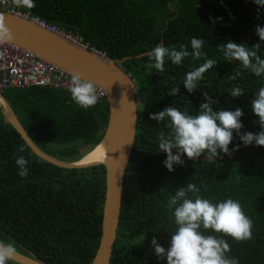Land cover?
<instances>
[{
	"label": "trees",
	"instance_id": "16d2710c",
	"mask_svg": "<svg viewBox=\"0 0 264 264\" xmlns=\"http://www.w3.org/2000/svg\"><path fill=\"white\" fill-rule=\"evenodd\" d=\"M35 7H17L32 19L38 16L50 24L78 35L90 49L117 62L136 82L138 123L130 162L125 172L121 215L110 264H165L151 241L166 250L171 245L174 209L168 198L179 187L194 183L200 195L213 203L238 201L252 222V239L236 241L230 236L203 230L205 235L223 238L230 245L229 257L239 264H264V146H245L236 132L230 143L231 156L219 152L215 159L201 154L196 160L181 154L183 165L169 171L166 153L159 150V133L167 134V121L157 123L150 113L166 106L198 114L207 92L215 101L213 110L242 109L241 132L262 129L251 100L264 87V74L257 77L239 61H225L218 45L229 40L261 45L256 33L264 27V6L254 0H34ZM215 21V22H213ZM202 38L206 57H186L180 65L165 59L164 72L149 68L144 53L159 43L191 52V39ZM205 59L217 64L203 74L197 89L184 87L186 74ZM238 74V75H237ZM235 77V79H233ZM174 87L178 95H170ZM240 87L245 94L232 97ZM34 142L52 156L74 160L81 149L96 146L109 121L105 99L83 109L66 90L32 87L3 93ZM23 147L24 152L19 149ZM251 148L242 154L244 149ZM175 149L173 152L175 153ZM28 160L29 173L18 174L16 159ZM201 158H205L202 160ZM106 168L65 169L40 159L0 111V241L20 245L36 253L47 264H91L102 236L106 194ZM191 197V193H189ZM8 264H16L9 261Z\"/></svg>",
	"mask_w": 264,
	"mask_h": 264
},
{
	"label": "clouds",
	"instance_id": "9594fccd",
	"mask_svg": "<svg viewBox=\"0 0 264 264\" xmlns=\"http://www.w3.org/2000/svg\"><path fill=\"white\" fill-rule=\"evenodd\" d=\"M254 2L264 6V0H254ZM13 3L17 7H35L34 0H13ZM256 33L260 40L264 41V27L257 25ZM11 39L12 32L6 26L5 17L0 15V42ZM190 43L191 52L183 45L180 50H176L165 47L162 42L157 44L154 49L144 53L150 61L149 68L162 73L166 58L180 65L189 56L193 60L206 57V53L202 51L204 44L202 38L193 37ZM252 46L248 48L245 43L232 40L218 45L225 61H239L245 69H250L259 77L264 74V58L258 54L261 45L257 43ZM216 64L215 59H205L200 66L189 71L183 82L187 91L194 92L203 79V74ZM68 91L73 101L83 109L95 106L99 100L95 82L83 78L78 72L71 75ZM179 93L180 88L174 87L170 95L175 96ZM229 94L232 97H240L245 91L240 87H234ZM203 97L205 102L200 104L196 115H190L186 110L180 111L170 106L149 114V118L157 123L167 121L166 127L170 131L167 134L159 133L158 148L167 154L164 164L170 172L174 171V165L185 163L181 154H186L192 160H196L201 154H205L209 160L215 159L219 152L231 155L232 151L240 147L237 144L235 149L229 148L234 139V131L245 146L253 143L264 146V87H260L255 98L251 100L252 111L259 117L258 123L262 129L258 133L241 132L243 128L241 117L244 115L242 109L214 111L213 105L216 101L207 92H203ZM173 149L176 150L175 153ZM19 151L24 152V148L21 147ZM15 163L19 169L18 174L26 177L29 173L28 160L20 155ZM167 207L174 209L173 216L177 228L172 233L171 245L167 250L153 237L151 243L159 259L166 257L167 264H239L238 259L227 255L231 248L225 239L205 235L203 231L211 229L236 241L252 239L253 222L245 215L238 201L229 198L213 203L200 195V188L196 184L187 183L168 198ZM16 255L17 249L14 244L0 241V264H8Z\"/></svg>",
	"mask_w": 264,
	"mask_h": 264
},
{
	"label": "water",
	"instance_id": "95a60500",
	"mask_svg": "<svg viewBox=\"0 0 264 264\" xmlns=\"http://www.w3.org/2000/svg\"><path fill=\"white\" fill-rule=\"evenodd\" d=\"M12 39L3 42L32 51L37 57L55 64L69 74L75 72L106 92L109 121L102 140L78 160L59 159L39 147L23 127L9 101L0 93V111L7 122L40 159L65 169H84L97 165L106 168V194L102 219V236L91 264H110L117 238L123 198L124 177L133 152L138 123V96L136 82L130 73L114 60L58 36L41 27L32 19L0 9ZM102 143L108 144L103 160L83 163V159ZM247 148L238 152L249 151ZM232 155V154H231ZM229 155V156H231ZM204 160L205 158H201ZM12 262L16 264H47L36 253L20 245ZM167 264V260L165 262Z\"/></svg>",
	"mask_w": 264,
	"mask_h": 264
},
{
	"label": "built area",
	"instance_id": "2783aa9c",
	"mask_svg": "<svg viewBox=\"0 0 264 264\" xmlns=\"http://www.w3.org/2000/svg\"><path fill=\"white\" fill-rule=\"evenodd\" d=\"M0 9L30 18L28 14H23L15 9L13 0H0ZM32 20L50 32L66 38L73 44L89 48L80 40L78 35L67 34L62 28L50 24L38 16H33ZM91 50L102 55L96 48ZM70 79L71 74L67 71L37 57L32 51L0 42V93L3 94L10 89H30L32 87H48L68 91ZM97 94L99 101L106 98L105 90L98 86Z\"/></svg>",
	"mask_w": 264,
	"mask_h": 264
},
{
	"label": "bare ground",
	"instance_id": "6f19581e",
	"mask_svg": "<svg viewBox=\"0 0 264 264\" xmlns=\"http://www.w3.org/2000/svg\"><path fill=\"white\" fill-rule=\"evenodd\" d=\"M107 149L108 144L102 143L101 145L97 146V148L92 153H89L84 157L83 163L94 162L95 160H103L106 156Z\"/></svg>",
	"mask_w": 264,
	"mask_h": 264
},
{
	"label": "rangeland",
	"instance_id": "374dc122",
	"mask_svg": "<svg viewBox=\"0 0 264 264\" xmlns=\"http://www.w3.org/2000/svg\"><path fill=\"white\" fill-rule=\"evenodd\" d=\"M63 29V28H62ZM67 34H71V32H69V31H67V30H65V29H63ZM64 38V37H63ZM91 149H93V147L92 146H89V148L88 147H86L85 149L84 148H82L81 149V153H79V154H81V156L82 155H85L88 151H90ZM81 156L79 157V158H76V159H74V160H78V159H80L81 158Z\"/></svg>",
	"mask_w": 264,
	"mask_h": 264
},
{
	"label": "crops",
	"instance_id": "0c3cea01",
	"mask_svg": "<svg viewBox=\"0 0 264 264\" xmlns=\"http://www.w3.org/2000/svg\"><path fill=\"white\" fill-rule=\"evenodd\" d=\"M15 9H16V5H15ZM16 10H18L19 12H22V13H24L23 11H20L19 9H16Z\"/></svg>",
	"mask_w": 264,
	"mask_h": 264
}]
</instances>
